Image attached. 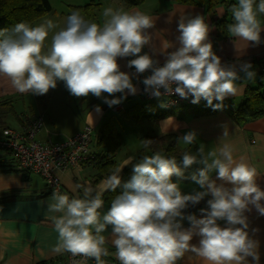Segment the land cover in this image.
I'll use <instances>...</instances> for the list:
<instances>
[{
    "label": "clouds",
    "instance_id": "clouds-1",
    "mask_svg": "<svg viewBox=\"0 0 264 264\" xmlns=\"http://www.w3.org/2000/svg\"><path fill=\"white\" fill-rule=\"evenodd\" d=\"M230 11L234 22L227 26L229 35L259 45L264 28L258 16L264 14V0L258 4L256 0H238ZM103 16L106 19L100 26L74 11L67 18V26L52 36L46 53L42 48L49 30L56 27L52 20L35 27L19 22L11 32L0 30V75L9 78L18 92L32 95H45L57 87L58 81H64L71 95H93L112 107L138 92L132 75L121 71L118 63V58L134 57L128 61L129 68H134L137 75L149 70L152 73L142 81L145 92L157 98L178 94L187 99L191 95V103L198 104L203 99L214 110L223 107L226 97L238 95V81L242 79L239 72L244 73V80L255 78L250 63L242 64L239 71L234 65L222 63L209 41L210 27L203 15L180 16L179 46L169 52L174 45H163V66H158L151 54H141L152 40L147 30L155 23L150 16L140 11H114L111 7L104 9ZM117 93L124 95L115 96ZM214 100L221 103L213 104ZM95 110L102 112L99 105ZM227 134L224 129L221 138ZM196 139L195 131L177 137L178 142L187 145ZM150 143L145 139V148ZM197 153L185 152L181 157L183 167L175 157L158 152L146 155L133 166L131 179L123 185V168H116L99 188L80 186L84 198L69 199L55 192V202L48 205L49 213L60 214L50 217L59 234L52 253L67 252L105 264L102 257L108 256L109 250L101 233L111 226L110 242L120 264H177L189 252L205 264H249V257L259 264L260 243L250 235L246 215L255 208L264 216V190L257 183V169L235 161L229 144L220 147L219 155H205L203 145ZM193 164L203 166L191 176L203 190L183 194L173 177L185 178V170ZM213 171L216 180L211 179ZM121 186L123 192L115 196L110 210L101 216L103 193L115 192ZM209 196L207 207L199 210L201 218L186 213V209ZM185 220L190 224L187 228L183 226ZM193 237H199L198 244L192 243Z\"/></svg>",
    "mask_w": 264,
    "mask_h": 264
},
{
    "label": "crops",
    "instance_id": "crops-1",
    "mask_svg": "<svg viewBox=\"0 0 264 264\" xmlns=\"http://www.w3.org/2000/svg\"><path fill=\"white\" fill-rule=\"evenodd\" d=\"M160 5L161 6H137L125 9L121 6V10L126 12L131 13L140 11L144 13L150 16L155 23V26L152 29L147 30L152 36L151 43L145 46L141 54L149 53L153 56L154 60L158 61V64L165 63L166 56L160 53L163 50V45H174V47L168 49L169 52L176 50L179 46L177 41V37L179 36L177 22L180 16L189 18L203 15L210 27L209 41L213 44V50L216 55L221 57L222 63L234 65L238 71L242 64L250 63L252 65V70L256 74L254 79L244 80V73L239 72L242 79L238 81V86L240 88L238 95L228 96L223 101L230 102L233 107L237 106L243 101L248 87H258L264 82V31L261 33V43L259 45L254 43L249 44L246 41L231 36L221 38L215 42L214 35L216 28L212 23L213 21L210 16L202 6L181 4L169 0H160ZM216 11V18L222 17L225 13V9L222 6H218ZM103 18V15L102 18L98 16V25L103 26L105 22V19L103 20ZM258 19L261 22V27L264 28V22L259 16ZM235 44L240 49L239 52H237ZM133 58L134 57L118 58L120 70L131 74L132 82L138 88L136 95H127V101L129 104H137L140 100L145 101L142 96V78L150 71L137 75L134 68H129L127 66L128 61ZM106 94L107 93H105V95ZM11 95L16 96V99H21L23 107H27V95L43 101V96L41 95H32L30 92H18L13 87L9 78L0 75V96ZM123 95V93L115 94V96ZM33 103L34 102L30 103L29 111L36 116H44L43 127L37 135L39 141L61 142L82 131L86 126H90L93 129V145L105 113L109 114L111 111L115 112V106L126 108L122 103L109 107L103 102V100H101V102L94 100L78 111L77 115H74L73 118L77 120L75 123L76 126L67 129L57 124V122L47 123V116L52 119V115L48 114V108L43 107L44 110L41 109L38 112L34 109L35 107L33 106ZM159 104L162 106V103ZM97 105L101 107V113L96 112L95 106ZM160 105H158V108L162 109ZM183 106L185 108L182 109V111H179L178 114L159 118L155 117V120L135 121L137 122L136 124L139 130V142H137L136 148L127 152L119 162L117 168H123L121 172L122 179L127 176L124 171L125 167L135 160V156L139 155V151L147 149L144 146L145 135H153L156 137L177 135L178 137L189 131H195L197 134L196 141L192 145H187L182 141H179V145H181L182 148L190 147L191 154L197 155V150L203 145L205 155L209 152H215L219 155V149L223 144L231 145L235 161H243L257 169V183L261 189L264 190V116L247 121L245 124L241 125L233 119L229 110L224 108L219 109L215 113L197 116L191 112V108L185 105ZM25 109L26 108H24V110ZM23 113L21 114L23 117H21L22 120L17 119L18 122H20L18 128L4 125L2 131L5 127L20 130L25 122L23 115H26V113ZM29 115L30 113H27L26 118L29 117ZM224 129L227 130L228 134L221 138ZM2 131L0 137H2ZM211 159L212 157L209 158V162H211ZM94 173L95 170L91 163L79 164L70 167L65 171L58 172L62 187V191L59 192V194L67 195L69 199L84 198L83 187L80 186H91L96 189L99 188L102 185V182L106 179L103 178L98 182H94ZM33 174L36 175L35 178L33 177ZM216 175L215 171L211 172V179L216 180ZM216 182L218 184L223 183L219 180ZM187 184L189 183L183 184L185 187L181 188L183 194H192L196 191L203 190L194 181L189 187ZM226 186L231 187V185ZM5 191L12 192L8 198L0 200V264H56L63 261L67 252L61 255H55L52 253V248L58 243L59 234L50 217L52 215L60 214L48 212V205L55 201L52 199L54 193H48L49 188L45 179L40 174L34 172H31L28 178H25L23 172L20 170L14 172H0V193ZM109 210L110 207L104 200V206L99 210L101 216L106 214ZM193 213L196 214L198 218H201L199 210ZM246 215L249 219L250 235L260 243L259 264H264V216H260L255 208H253L252 211L247 212ZM220 223L223 226L224 222L221 221ZM183 226L187 228L190 224L185 220ZM253 229H258V231L253 232ZM93 233L95 234L94 229ZM101 235L105 236V247L109 250V255L102 257L105 264H120L115 256V247L110 242L111 226H109L105 232L101 233ZM192 243L198 244L199 237H193ZM248 259L249 264H255L251 257ZM89 264H96V262H91ZM177 264H205V262L194 253L189 252L178 260Z\"/></svg>",
    "mask_w": 264,
    "mask_h": 264
},
{
    "label": "trees",
    "instance_id": "trees-1",
    "mask_svg": "<svg viewBox=\"0 0 264 264\" xmlns=\"http://www.w3.org/2000/svg\"><path fill=\"white\" fill-rule=\"evenodd\" d=\"M122 4L126 7H135L146 0H120ZM171 2L188 4V5H198L202 6L206 13L210 16L212 23L216 28L214 35V41L217 42L221 38L229 37L228 24L233 23V17L231 14L232 5L236 4L238 1L235 0H169ZM259 3V0H256ZM101 3L92 2L86 4L85 6H73V12L79 11L80 15L88 21L92 22L94 18H97L98 11L100 9ZM218 6H222L225 9V13L222 17L216 18V9ZM92 9H96V13L92 12ZM53 10V6L50 0H0V30L7 29L11 32L12 27L19 23L25 22L30 26L34 27L37 21L43 18L46 14ZM71 12L70 15L73 13ZM259 17L264 22V14H260ZM93 23V22H92ZM264 73V72H263ZM143 96V95H142ZM144 97V96H143ZM16 96H0V116L14 114L17 119L22 120V113H18L15 108ZM133 106L126 108H119L117 113L123 119H133L134 121L142 120H155L154 118L170 116L178 114L180 109H184V106H177L174 108H165L163 105L162 109L154 108L153 105L161 101L147 100ZM221 103L220 101H213V104ZM224 109L229 110L230 115L239 124H245L247 121L254 120L264 116V82L258 87H248L245 92L243 101L237 106L231 105L228 101L222 102ZM159 106V107H160ZM164 107V108H163ZM191 108V112L194 115H204L215 113L219 109L214 110L212 106L207 103L201 106H187ZM151 108V109H150ZM180 108V109H179ZM108 109V108H107ZM178 109V110H177ZM115 111V112H116ZM108 112V110H107ZM114 112V113H115ZM10 128V127H5ZM3 129V131H4ZM3 131L2 137L3 138ZM151 140L150 145L145 149L144 153H140L136 160L129 163L124 171L126 177L122 179V185L131 179L133 175V166L139 163L144 156H149V154L154 155L157 152L165 155V157L171 158L175 157L177 162L182 164V155L185 152L191 153V148H181L177 140V135H166L163 137H156L153 135H145L144 140ZM123 146V137L121 133L117 130L114 122L113 116H108V113L104 115L103 121L99 127L97 137L93 145V157L83 161L81 164L91 163L95 173L93 175V181L98 182L103 178H107L112 171H114L119 162L117 156L119 150ZM19 171L18 163L13 155L12 150L8 147L0 146V172H14ZM21 171V170H20ZM198 171V169L196 170ZM25 178H28L30 171H21ZM173 180H192L191 176H186L183 179L173 177ZM12 191H5L0 193V200L6 199L10 196ZM123 192V187L117 188L115 192L106 191L103 195L105 202L111 207V202L115 196L120 195ZM48 193H53L51 190ZM211 197H206L198 205L189 207L186 209V213H193L201 208L207 207V200Z\"/></svg>",
    "mask_w": 264,
    "mask_h": 264
},
{
    "label": "built area",
    "instance_id": "built-area-1",
    "mask_svg": "<svg viewBox=\"0 0 264 264\" xmlns=\"http://www.w3.org/2000/svg\"><path fill=\"white\" fill-rule=\"evenodd\" d=\"M163 64L159 63L158 66H163ZM151 74L150 70L144 75L142 81ZM161 91L163 92V89ZM142 95L149 101H161L165 108L183 105L201 106L207 103V101L201 99L198 104H193L191 103L193 99L191 95L187 99L181 98L178 94H164L159 98L153 97L150 93L145 92L144 84ZM117 108L118 106H115L114 110ZM43 124V115L27 117L20 130L4 129L0 146L12 150L19 170L40 174L45 179L49 190L53 193H59L62 191V187L58 172L77 166L93 157V129L86 126L82 131L61 142H41L37 139V135ZM91 262H95V260L83 256L73 257L70 253H67L65 259L56 264H89Z\"/></svg>",
    "mask_w": 264,
    "mask_h": 264
},
{
    "label": "rangeland",
    "instance_id": "rangeland-1",
    "mask_svg": "<svg viewBox=\"0 0 264 264\" xmlns=\"http://www.w3.org/2000/svg\"><path fill=\"white\" fill-rule=\"evenodd\" d=\"M235 1H238V0H235ZM50 2L53 6V10L49 12L48 14H46L39 21H37L36 24L34 25V27L38 26L47 20H52L54 24L56 25L55 28L49 30V36L44 43V46L42 48V53H46L50 49L52 36L67 26V18L70 16V13L73 12V6H85L86 4H89L92 2H95V4L101 3L100 9L97 14V18L98 16L102 18L104 9L109 8V7H111L114 11L121 10V6L123 9L129 8V7L124 6L120 0H50ZM145 2H143L142 4L138 6L139 7H143V6L146 7V5L147 6H161L160 0H146ZM91 11L96 13V9H92ZM97 18H94L92 22L97 23V20H98ZM104 19L106 18L104 17L103 20ZM41 96H43V101L37 100L33 96L31 97L30 95H27L26 96V100H28L26 102L27 107H23L22 100L17 99L15 102L17 111L19 113H21V111L23 113L24 111L23 114L26 113V115H23L25 120H26L27 113H30L29 116L31 117L36 116L29 111L30 103L34 102L33 103L34 104L33 106L35 107L34 109L38 112L41 109L44 110L43 107L48 108L49 110L48 114L52 115V119H50L49 116H47V123L57 122V124L67 129L68 128L71 129L72 126H76L75 123L77 122V120H75L73 117L74 115H77L78 111H80L83 107L87 106L88 103L94 100L99 101V102H101L102 100L101 98H97L93 95H89L87 97L73 96L67 90L64 81H58L56 88L50 89L47 94L41 95ZM104 96H107V94L105 95L104 93ZM139 102H143V100H140ZM122 104H124L125 107H130L134 105V104H129V102L127 101V98L122 101ZM158 105L160 104L156 103L153 105V107L158 108ZM24 108L26 109L24 110ZM118 109H119V106L116 110ZM182 109H180V111H182ZM113 112L114 111H111V113H109L108 116L114 117L115 126L123 137V146L119 150V153L117 156V160L118 162H120L127 152L136 148V144L137 142H139L138 140L139 130L136 124L137 122H135L133 119H131V121L129 119L128 120L123 119L120 117L117 111L115 113ZM4 125L18 128L20 125V122H18L14 114L0 116V134L2 131V127ZM130 143H131V146H130ZM180 147L182 148L181 145ZM144 152H145V149H143L142 151H139L138 154L140 155V153H144ZM139 155L135 156V160L137 159ZM161 155L165 156L163 154ZM149 156H151V154H149ZM178 164L181 167H183L181 163L178 162ZM201 167L203 166L200 164H193L191 167L185 170V175L192 176V174L197 172L196 170L200 169ZM33 177L35 178L36 175L33 174ZM177 181H179L180 188L185 187L183 186V184H186V183H189L187 184L189 187L191 186V183L193 182V180H187V181L173 180V182H177Z\"/></svg>",
    "mask_w": 264,
    "mask_h": 264
},
{
    "label": "bare ground",
    "instance_id": "bare-ground-1",
    "mask_svg": "<svg viewBox=\"0 0 264 264\" xmlns=\"http://www.w3.org/2000/svg\"><path fill=\"white\" fill-rule=\"evenodd\" d=\"M120 108V107H119Z\"/></svg>",
    "mask_w": 264,
    "mask_h": 264
}]
</instances>
